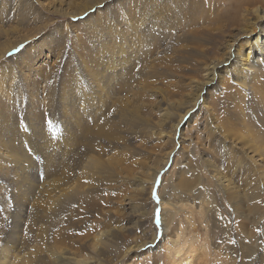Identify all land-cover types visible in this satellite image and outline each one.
<instances>
[{
	"label": "rangeland",
	"instance_id": "rangeland-1",
	"mask_svg": "<svg viewBox=\"0 0 264 264\" xmlns=\"http://www.w3.org/2000/svg\"><path fill=\"white\" fill-rule=\"evenodd\" d=\"M187 1L189 15L198 1L199 14L204 8L213 15L217 11L229 15L238 4L237 0ZM257 5L264 8V0ZM164 6H170L172 13ZM132 8L134 16L128 10ZM179 18L183 19L176 0H0V256L8 251L12 261L23 255L26 259L37 252L40 232L46 242L90 257L88 243L95 232L111 229L115 236L106 241L104 264H175L178 234L182 251L192 254V264H264V184L255 176L250 184L244 180L264 161L250 151L249 140L228 135L223 125L228 117L241 128L233 114L237 111L250 131L264 133V98L251 100L253 92L237 89L231 78L238 75L228 77L231 83L226 89L221 81L201 91L207 68L181 57L183 34L194 25L183 19L185 27L180 30ZM120 19L126 25L121 26ZM221 20L212 25L202 19L196 27L211 31L203 46L223 52L233 39L247 37L237 38L248 27L245 23L250 27L256 23V28L260 24L254 14L241 24ZM106 72L114 78L102 80ZM227 75L223 72V77ZM90 86L97 89L91 91ZM171 88L183 101L202 92L195 111L176 131L177 115H162ZM138 117L148 119V124L129 123ZM115 125L119 130L113 138L96 137L102 126ZM40 136L47 143L43 149L35 142ZM9 145L27 154V164L29 158L37 164L31 170L34 189L24 192L16 183L17 157L8 152ZM128 165L131 174L125 169ZM215 167L230 181L219 182L213 176ZM158 168L162 169L150 193ZM188 179L193 182L184 184ZM225 181L245 190L257 186L256 193L262 195L245 200L241 192L230 201ZM53 182L83 188L79 192L73 188L72 199L58 203L54 216L49 208L56 195L47 192ZM44 202L48 212L40 206ZM164 208L169 213L168 231L162 220ZM40 213L48 217L38 221ZM154 237L155 246L150 244ZM246 243L253 247L250 254ZM49 249H44L42 264L56 260L61 264L55 249Z\"/></svg>",
	"mask_w": 264,
	"mask_h": 264
},
{
	"label": "bare ground",
	"instance_id": "bare-ground-1",
	"mask_svg": "<svg viewBox=\"0 0 264 264\" xmlns=\"http://www.w3.org/2000/svg\"><path fill=\"white\" fill-rule=\"evenodd\" d=\"M197 1H195V2H197ZM176 2L180 6L183 19L191 20L192 23H193V25H194V28L187 29L188 31H187V34L186 35L183 34V38L181 40V44H180V47H179V49H180V51H179L180 52V55L187 62H189L190 60H192L193 62L196 61V64L205 63V66H203V67L207 68V73L206 74L208 75V77H207L206 81H204L202 83L203 85L201 87V91H203V90L205 91L207 89V87L212 86V85L213 86L214 85L216 86V84H217V86H219L220 83H217V82H221L222 81V83H223L222 84V87L224 88L229 83H231V81H234L235 83H237V87H236L237 89H239V88L246 89L247 88V91L253 92L251 100L255 99L258 95H261L264 98V8H263L262 5H260V6L257 5L258 3H262V0H237L238 4H234V11L235 12H233L232 14H229V15H224V13L221 14V12H218L217 10H216L217 12H215V15H213L211 12L208 13L207 11H205L207 9L204 10V8H203V10H201V13L199 14L198 13V9L201 7V6H199L200 1H198V3H197V6H196L197 8H194V9L192 8L193 9V13L191 15H189V13H187V11H186V9L188 8V6H187V2L188 1L187 0H176ZM189 4H190V2H189ZM252 5H257V7L256 8H251ZM217 8L219 9V7H217ZM87 9H89V8H87ZM163 9L167 13H172V10H171L170 6H164ZM128 10H130V14L132 16L135 15V12H134V9L133 8L132 9H128ZM151 10H154V9H151ZM220 10L222 11L223 9H220ZM229 10H230V7H229ZM229 10H228V8L226 9V11H229ZM124 14H126V12ZM250 14H254V16L256 17V19H258L260 21V24H258V28L254 27L256 25V23H254L251 27L249 26V23L248 24L245 23L246 26H248V27L247 28H243L244 30L240 33V35H239L240 37H237V38H244L246 35H247V37H245L244 39H240V41H235L236 39H233L231 37L233 39L232 42L233 41H235V42H233V43L231 42L230 43L228 41L229 42L228 45H230V46L228 47V49L226 48L227 49L226 52L221 51V49H219V51L218 50L215 51L216 48H213V47H212V49H213L212 50L210 47H208L209 45L207 47L206 46H203L204 43L207 44V42L205 41V36L208 34V32H211V31H210L209 28H208V30H206V29L201 30V28H198L197 29L196 26L198 25L199 22H201L200 20L203 19L204 21H207L208 23H210V24L213 25L216 22H222L221 18H223V21L226 20V18H227V21H226L227 23H231V24L232 23H239V24H241V22L243 20H244V22L247 20V16L250 15ZM183 19H181V18L178 19V26H179V29L180 30L183 28V26L185 27V22H183ZM120 23H121L120 24L121 26L123 24L126 25L124 23V21L121 20V19H120ZM220 24L221 23H218V26H217L218 29L219 28L221 29ZM235 25H238V24H235ZM256 29H258V30H256ZM224 33H226V32H224ZM189 34L191 35L190 38L188 37ZM244 34H246V35H244ZM206 39H208V38H206ZM185 42H186V44H185ZM212 46H213V44H212ZM187 47H191V50L188 51V48ZM8 49H9V46H8ZM173 51L175 52V50H173ZM175 53H177V51ZM189 54H191V55H189ZM219 54H223V56H222L221 59L218 58L219 57L218 56ZM252 56H254L255 59H253ZM209 60H211V61L208 62ZM196 64H194V65H196ZM85 65H87V64H85ZM85 71H86L87 74L90 73V70L87 67H86ZM155 71H157V69ZM223 72L226 73V74H229V75L223 77ZM235 75H238L237 77H235L236 80H232V78H231V81H229V78L228 77L233 76V79H234V76ZM114 76L115 75H113L112 72H110V73L109 72H106V73H104L103 76H101V79L104 80V79L108 78L110 80V79H113ZM146 76L148 78V75H146ZM149 77H152V76H149ZM220 77L222 79H220ZM96 78H99V76H97ZM248 79H251L250 82H248ZM228 81H229V83H228ZM97 86H99V85H97ZM90 88H91V91H94V90L97 89V88H93L92 86H90ZM224 89H226V88H224ZM224 89H222V90H224ZM180 90H182V89H180ZM176 91H177L176 88H171L169 90V92H168L169 94H167V95L169 96L170 99L165 101L166 102L164 104L165 105L164 106L165 109H162V111H163V114L162 115H164L165 117L170 118L171 115H177V120L178 119L179 120H178V123H177V125L175 127V131H176V128L179 127L180 124H182V121L186 120V118L188 117L187 115H191L193 113V111H195L196 105L199 103V100L202 97V92H200L197 95L195 94L194 97L189 96V95H188V97H185L186 99H192L191 101L190 100L183 101L182 100L183 98L182 99L181 98H178V96H180V92H176ZM236 91H238V90H236ZM205 92H207V90ZM228 94L229 93L226 94V99H225L224 103H226L227 100H228V98H227ZM86 98L89 99V100H91L92 99V95H89ZM69 99H70V97H68V98L65 99V104H66V102L67 103L69 102ZM202 99H205V98H202ZM236 99H239L240 100L239 102H241V99L240 98L237 97ZM261 100H263V99H261ZM229 103H230V101H229ZM154 105H155V103H154ZM183 105H186L184 107V109H186V110L184 111V113L183 112L180 113V108ZM161 107H162V105H161ZM119 109H122V108H119ZM123 113H124V111H123ZM123 113H122V115H124ZM243 113H245V112H243ZM233 114H234L235 118L238 121H240V123H241L240 125L242 127L240 128L237 124H233V122H232L233 120H231L230 118L226 117V118H224L225 120H224V123H223L224 128L226 129V133L228 135H231V136L232 135H234V136L237 135L240 139L246 138L247 140H249L251 142V145H249L250 151H252L254 153V155H256V157L258 156L259 157V160L264 161V133L263 132L256 131L254 129H253V131H250V129H249L248 125H247V122L245 121L246 118L244 119L240 114H237V111L235 113H233ZM131 116H132V114H131ZM229 116H231V115H229ZM65 117H69V120L72 118V116L69 115V114H66ZM140 117H141V115H140ZM232 118H233V116H232ZM130 120H132L134 123H130ZM142 120H143V123H141L139 125V127L142 126V125H145L146 123L148 124V121H147L148 119L147 120H144V119H141L139 117L136 118L135 120L134 119H129V123L132 124L133 126H135V123H138V122H140ZM117 128L118 127H116V125H115V128H112V127L109 128L108 126H102L99 129V131H96L95 132V135L99 139H101V138H103V139L107 138L109 140V139H111V138L114 137V134L116 135V132L117 131H115V130ZM251 128H253V126ZM118 130H119V128H118ZM123 136H125V135H123ZM121 137H122V135H121ZM120 139H122V138H120ZM127 140L129 141V139H127ZM117 141H119V140H117ZM35 142H36V145L40 149L45 148V145H47V143L43 139V136L38 137V139ZM124 142H125V139H124ZM112 144H114V143H112ZM92 147H94V146H92ZM124 147H126V146H124ZM7 148H10V151L11 152L10 151H8V152L11 155H15V157H17L16 158V163H15L14 168H13L14 171H15V173H16V180H17L16 183L18 182L20 185L23 186L22 187V190L24 192H27L29 190L34 189L36 187V184L32 180L33 173L31 172V170L33 168H35V166L37 164L34 162V160H32V159L30 160V158H29V161H27L28 162V164H27L25 162L26 158L28 157L27 154L21 153V151L19 153L18 152V149L16 151V147H11V145H9ZM20 149H22V148H20ZM127 150L129 151L130 149H127ZM125 151H126V149H125ZM131 151H132V149H131ZM172 152H173V150L167 152V158H170L171 157ZM127 155H129V154H127ZM122 157H123V155H122ZM95 158H94V160H95ZM249 158L251 159V161L253 160L252 157L249 156ZM9 160H11V159H9ZM109 160H111V158ZM124 163H126V162H124ZM239 163H242V162L239 161ZM125 167L124 168L128 170L127 172L130 171V174L133 172L132 171L133 168H131V166L128 165V166H125ZM161 169L158 168L154 172V174H153L152 181L153 180L154 181L152 182V185L150 186V193L153 190V187L155 186L156 177L159 174V171ZM218 169L219 168H216V167L213 168V171L216 172V175H213V176L215 178H217V180L219 182H221L223 180H228V179H226V177L224 175L221 174V172ZM250 170L251 171H250V173L247 176L244 175V177H245L244 180L247 182V184H250V179L252 177H254V176L256 177V180H259L260 182L262 181L263 184H264V164L262 165V163H261L259 167H256V168H253V169L251 168ZM89 171H91V170H89ZM90 173H92V171ZM93 173H94V171H93ZM127 174L129 175V173H127ZM228 181H230V180H228ZM56 182H53L52 185H50L51 187L49 186L50 189L47 191V192H50V193L53 194V195H51L52 197L56 195V198L55 199H52V201H54V202L51 201L53 203V205L50 203L52 206L49 208L51 211H53V212H51L52 213L51 214L52 216H54L55 211L57 213V208L56 207H58V203L62 202V200H65V199L66 200L72 199V197L74 196V194H72L73 193L72 190L76 189L78 192L83 190V188L81 190L80 185H79L80 188H78V189L76 187L75 188L72 187V189H71V187L67 188V185H66V187L65 186H61V184L56 183ZM192 182L193 181H190L188 179L187 180V183L184 182V184L190 185ZM225 183H226V181H225ZM228 183H226V185H225V187H226V190L225 191H226V197L230 201H233V200L237 199L240 196L241 192L243 193V197H244L245 200L256 199V197L259 198L262 195L260 193H256V190H258V187L257 186H255L253 189L251 188V189H248V190L246 188V190H247L246 191L245 189H240L239 187L236 188L233 184H231V183L228 184ZM164 185L165 184L163 183L162 186H164ZM251 186H253V185H251ZM82 187H83V185H82ZM161 190L162 189H160V191ZM260 190L262 191L263 189L261 188V189H259V191ZM42 205H44V207L42 209L45 210V212H48V209H45L46 206H47L46 205V202L40 204V206H42ZM165 208L162 209V211H163V213H162V215H163L162 220L164 221V223H163L164 224V230L168 231L169 230V227H170V220L168 218V214L169 213H168V211L166 212V209ZM49 213H50V211H49ZM56 213H55V215H56ZM36 215H37L36 218L38 219V221H41V219H43L42 218L43 215L48 217V213H44V214H41L40 213V214H36ZM63 230H64V228H63ZM58 231H60V230H58ZM114 236H115V233L111 229H108V230H105V231H96L95 234H94L93 240H91V242L88 243L89 249L91 250L93 256H90V257L89 256H87V257H80L79 254L76 253V251L72 249V247H67V246L61 247V245L59 243H56L54 241H53V243H51L52 241L46 242V240H47L46 237H44L40 232H38V235L36 236L37 252L30 253L26 259L24 258V255L23 256H20V257L18 256L13 261L8 258L9 257L8 251L2 252L1 253V256H0V264H32V263L42 264L43 261H45V259H44L45 256L43 255L44 249H49L50 247H52V248L55 249V250H53V252H57L56 254L59 256V259H60L59 261H61V264H104L102 256L105 255L104 252H106L107 248L109 247L108 245H106V241L107 240H112L110 238L111 237H114ZM177 236H178V240L176 239L174 241V246H175V250H176V255L174 257L175 258L174 259L175 260V264H192V261L190 260V257L192 256V254L191 253H185L184 251H182V247L183 246L179 245L180 244V240H179L180 239V236H179V234ZM64 237H61V240L60 241H62ZM84 238H86V239H88L90 241V237L89 236H85ZM233 238H235V237H233ZM79 239H81V238H79ZM155 239H156V237H154L153 238V241H151L153 243H150L153 246H155ZM77 240H78V238H77ZM236 240H238V238ZM52 244H55V245L52 246ZM147 244L144 243L143 244L144 246H142V247H146ZM246 244L250 248V250L247 251V254H250L251 253V250H253V247H251L250 245H248V243H246ZM43 245H45L44 248H42ZM46 246H50V247L47 248ZM149 247H151V246H149ZM77 248H78V246H77ZM6 249L7 248H5L4 250H6ZM1 258H5V260L4 259H1ZM56 261L58 262V260H56ZM56 261H54L53 264H57Z\"/></svg>",
	"mask_w": 264,
	"mask_h": 264
},
{
	"label": "snow or ice",
	"instance_id": "snow-or-ice-1",
	"mask_svg": "<svg viewBox=\"0 0 264 264\" xmlns=\"http://www.w3.org/2000/svg\"><path fill=\"white\" fill-rule=\"evenodd\" d=\"M10 55H11V54H10ZM48 124H49V126H51V124H52L51 120L48 121Z\"/></svg>",
	"mask_w": 264,
	"mask_h": 264
}]
</instances>
